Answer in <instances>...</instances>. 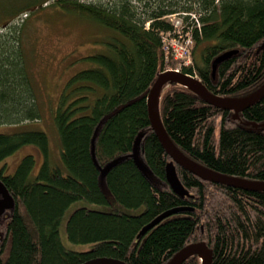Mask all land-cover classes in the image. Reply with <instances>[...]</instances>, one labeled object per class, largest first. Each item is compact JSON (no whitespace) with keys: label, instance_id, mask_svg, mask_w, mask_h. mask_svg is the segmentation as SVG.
<instances>
[{"label":"trees","instance_id":"trees-1","mask_svg":"<svg viewBox=\"0 0 264 264\" xmlns=\"http://www.w3.org/2000/svg\"><path fill=\"white\" fill-rule=\"evenodd\" d=\"M53 1L112 37L105 50L86 57L92 63L71 76L60 97L53 121L61 162L51 155L45 131H0V180L15 201L0 216V264H83L103 257L168 264L199 242L212 250V264H264V190L204 181L177 165L191 195L180 197L167 182L171 157L148 113L149 92L168 70L196 77L223 98L258 90L264 84V0ZM174 13L186 14L185 24L193 27L187 65L163 45L162 35L173 31L166 16ZM18 34L17 26L0 44V126L42 119ZM230 50L238 52L213 76V61ZM159 110L169 137L189 158L228 176L264 181V97L234 119L233 110L170 82ZM26 145L39 149L42 163L35 168L28 154L7 173L6 160ZM135 145L151 175L136 162ZM76 203L66 235L89 245L85 251L68 249L61 238L64 217ZM176 208L185 210L139 236ZM183 264L202 260L195 255Z\"/></svg>","mask_w":264,"mask_h":264},{"label":"rangeland","instance_id":"rangeland-1","mask_svg":"<svg viewBox=\"0 0 264 264\" xmlns=\"http://www.w3.org/2000/svg\"><path fill=\"white\" fill-rule=\"evenodd\" d=\"M78 1L102 4L114 0ZM133 1L136 2V0ZM53 4V0H0V10L5 14L17 9L18 35L22 41L19 48H22L28 57V67H25V72L29 73L28 76L32 81L34 91L39 96L42 113V119L39 121L25 122L18 126H0V131L4 133H13L19 130L45 131L50 138L51 155L53 158L58 156L59 162H61L60 152L58 155L59 139L53 121L60 97L71 76L81 69L89 67L92 63L86 57L105 50L112 34L98 24L95 25L79 17H71L72 15ZM28 154L35 156V168H38L43 160L39 149L33 145H26L6 160V172L13 174L23 157ZM134 156L140 167L151 175V171L142 160L136 145ZM80 205L81 203H76L67 211L61 225V238L68 249L85 251L89 245L73 244L66 235V220L71 212Z\"/></svg>","mask_w":264,"mask_h":264},{"label":"water","instance_id":"water-1","mask_svg":"<svg viewBox=\"0 0 264 264\" xmlns=\"http://www.w3.org/2000/svg\"><path fill=\"white\" fill-rule=\"evenodd\" d=\"M238 50H230L219 55L213 61V76H215L217 66L228 59L232 55L236 54ZM170 82H176L183 85L192 91L196 92L206 102L215 105L220 108L234 111V119L239 117V114L247 107L257 103L264 97V84L256 92L243 98H223L212 94L203 83L194 76L184 74L179 71L168 70L161 73L154 82L149 95H148V113L149 119L158 139L166 152L171 157V161L166 166V179L171 189L180 197H190V193L183 186L178 173L177 165L188 170L192 174L198 176L204 181H210L213 183H220L227 186L240 188L246 191H263L264 181H253L238 177L228 176L219 172H216L185 155L171 140L169 137L159 110V100L163 88ZM137 146V145H136ZM136 160V159H135ZM137 162V161H136ZM138 163V162H137ZM15 201L4 183L0 180V216L4 215L7 210L13 209ZM185 210L184 208H176L166 211L155 218L152 222L147 224L139 234L151 230L166 218L171 217L178 212ZM201 257L202 264H212V250L207 246L205 242L190 244L179 252H177L168 264H183L188 258L192 256ZM83 264H125L117 259L103 257L95 258L86 261Z\"/></svg>","mask_w":264,"mask_h":264},{"label":"built area","instance_id":"built-area-1","mask_svg":"<svg viewBox=\"0 0 264 264\" xmlns=\"http://www.w3.org/2000/svg\"><path fill=\"white\" fill-rule=\"evenodd\" d=\"M184 15L178 13L167 15L166 17L173 25V31L162 35L163 45L165 44L167 50L172 49L177 58L187 56L190 47L194 45L192 34L193 27L185 24ZM197 26H199V24Z\"/></svg>","mask_w":264,"mask_h":264},{"label":"flooded vegetation","instance_id":"flooded-vegetation-1","mask_svg":"<svg viewBox=\"0 0 264 264\" xmlns=\"http://www.w3.org/2000/svg\"><path fill=\"white\" fill-rule=\"evenodd\" d=\"M17 32V9L5 14L0 10V44L4 41L6 35Z\"/></svg>","mask_w":264,"mask_h":264},{"label":"bare ground","instance_id":"bare-ground-1","mask_svg":"<svg viewBox=\"0 0 264 264\" xmlns=\"http://www.w3.org/2000/svg\"><path fill=\"white\" fill-rule=\"evenodd\" d=\"M164 46H165V44H164ZM191 47H192V46H191ZM191 47H190L189 54H188L187 56H185V57H182V58H177V57H175L174 51L171 49L174 58L177 59V61L180 60L181 62H183V63L186 64V65L189 64V63H190ZM165 49H166V48H165ZM166 50H167V49H166ZM168 50H169V49H168ZM173 71H179V70H173Z\"/></svg>","mask_w":264,"mask_h":264}]
</instances>
